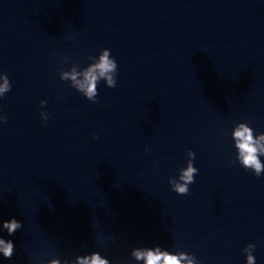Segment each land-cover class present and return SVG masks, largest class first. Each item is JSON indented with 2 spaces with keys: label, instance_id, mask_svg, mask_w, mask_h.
Segmentation results:
<instances>
[{
  "label": "water",
  "instance_id": "water-1",
  "mask_svg": "<svg viewBox=\"0 0 264 264\" xmlns=\"http://www.w3.org/2000/svg\"><path fill=\"white\" fill-rule=\"evenodd\" d=\"M104 49L118 86L101 81L92 103L59 70ZM0 74V222L23 224L0 231L16 250L0 264H136L131 250L155 245L246 264L248 244L264 264V174L231 136L264 133V0H0ZM189 150L198 175L179 196L168 180Z\"/></svg>",
  "mask_w": 264,
  "mask_h": 264
},
{
  "label": "clouds",
  "instance_id": "clouds-1",
  "mask_svg": "<svg viewBox=\"0 0 264 264\" xmlns=\"http://www.w3.org/2000/svg\"><path fill=\"white\" fill-rule=\"evenodd\" d=\"M91 63L81 68L79 64L73 63L71 68L67 71L59 70V78L61 81L70 83V87L79 92L83 97L92 103H97L98 85L103 81L107 88L113 89L117 84V62L111 56L108 49L101 51L98 57L89 56ZM65 58L63 63H67ZM11 91V84L7 74H0V99L6 93ZM47 100L40 101L41 108H44ZM40 117L44 122L49 119V114L42 111ZM7 123V117L0 114V124ZM232 140L236 149V162L245 170L252 172L256 177L264 174V163L260 157H264V133L256 134L254 130L249 127L248 123H237L232 131ZM93 139H98L94 136ZM145 149V152H148ZM188 160L187 166L180 169L177 178H169L168 183L171 190L179 196H187L190 193L189 186L195 183V176L198 175V169L194 167L195 153L189 150L186 153ZM0 231H7L9 237L23 227V224L14 217L8 221L0 222ZM108 239L114 240V237L100 238L97 244L103 246ZM256 245L248 244L244 248L246 256V264H256L255 251ZM16 250L12 240H5L0 237V255L4 259L11 260L15 255ZM130 257L136 264H200L194 253L176 252L175 254L163 249L159 245L152 247H136L130 252ZM33 264H112V262L101 255L99 251H93L91 254L76 255L75 259L53 258L47 262L41 260H34ZM119 264H129L128 261L119 262Z\"/></svg>",
  "mask_w": 264,
  "mask_h": 264
}]
</instances>
